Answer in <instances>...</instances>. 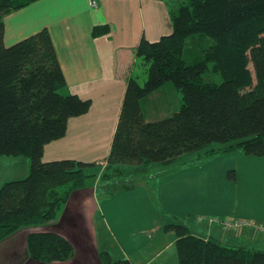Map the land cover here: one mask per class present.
I'll return each instance as SVG.
<instances>
[{
	"label": "trees",
	"instance_id": "trees-1",
	"mask_svg": "<svg viewBox=\"0 0 264 264\" xmlns=\"http://www.w3.org/2000/svg\"><path fill=\"white\" fill-rule=\"evenodd\" d=\"M31 1L0 0V155L28 159L25 175L0 184V241L20 228L55 220L59 207L85 187L88 177L97 176L100 165L41 158L44 145L63 136L68 118L85 113L90 100L67 89L46 28L4 44L3 16ZM169 5L172 31L155 41L142 36L135 48V63L146 76L141 81L134 73L127 79L98 177L121 188L134 186V179L145 176L154 163L183 164L224 151L264 155V0H178ZM108 31L107 24L92 28L94 36ZM189 40L207 43L199 58L188 62ZM211 71L220 74L219 82L208 78ZM167 82L179 93L178 109L145 119L140 100ZM227 177L235 179V171L228 170ZM174 219L163 229L176 235L179 264H264V248L227 244ZM26 243L33 262L74 254L70 241L54 231L31 232ZM98 257L103 264H131L127 258L112 259L107 251Z\"/></svg>",
	"mask_w": 264,
	"mask_h": 264
},
{
	"label": "crops",
	"instance_id": "crops-1",
	"mask_svg": "<svg viewBox=\"0 0 264 264\" xmlns=\"http://www.w3.org/2000/svg\"><path fill=\"white\" fill-rule=\"evenodd\" d=\"M90 1L34 0L3 16L5 45L46 28L67 89L90 100L85 113L68 118L63 136L44 145L42 160L72 158L100 165L97 176L59 207L55 220L20 228L2 239L0 264H103L99 251H107L112 259L127 258L131 264H179L176 235L163 229L175 217L196 234L264 248V226L257 227L264 225V155L224 151L200 161L160 165L154 172L149 167V174L138 177L129 189L98 178L110 150L127 79L134 73L141 81L145 76L136 69L135 48L142 36L155 41L170 33L172 24L168 0H95V5ZM102 24L109 25V31L94 36L92 28ZM171 85L162 86L171 95L174 90L177 93L173 112L180 96ZM156 90L140 100L147 120L158 118L152 112L162 109L154 101L145 102L157 99ZM149 105L155 107L145 108ZM168 112L165 109L159 117ZM22 161L20 172L25 175L28 160ZM228 170L235 171V179L227 177ZM3 172L0 184L22 176H15L17 170L9 177ZM224 218L247 225L240 231L226 229L220 222ZM249 221L255 224L248 225ZM38 231L61 234L72 244L73 256L49 263L29 260L27 235Z\"/></svg>",
	"mask_w": 264,
	"mask_h": 264
},
{
	"label": "rangeland",
	"instance_id": "rangeland-1",
	"mask_svg": "<svg viewBox=\"0 0 264 264\" xmlns=\"http://www.w3.org/2000/svg\"><path fill=\"white\" fill-rule=\"evenodd\" d=\"M176 2L177 1L172 0L170 4L172 5V4L176 3ZM208 40L210 41L211 39L208 38ZM191 41L192 40H189V44L186 46L185 51H184V53H185L184 54V57H185V59L188 62L197 59V57L199 58V56H200V52L199 51H200L202 45L204 43H207V42H204V40H200V41L198 40V41H195V43L192 42V44H190ZM247 68H249L250 75L252 76L251 78L254 80V74H253V71H252V64L250 62L247 64ZM136 69H140V73H141L142 68L138 64L136 65ZM145 76H146V74H145ZM208 78L209 79H214L216 82H219L221 80L220 74L214 73L212 71L209 72ZM141 79H143V78H141ZM163 86H164V84H163ZM163 86H161V88H158V90H156V92H155L156 95L154 96V98H157L158 100L157 99H153V97H152V99H146L145 102L147 104H149V103H151V102L154 101V104H158V105L161 106L162 109L160 111L162 113L165 112V109H167L169 111L168 113H170L172 111L171 110V107H173V105L175 104L174 100L178 96H177V93L175 92V90H174L173 87L172 88H173L174 91H173V94L171 95L169 93L170 91L167 90V87H163ZM151 96L152 95H150L149 98H151ZM147 107L148 108H153L155 106H151V107H150V105L149 106H145V108H147ZM176 107L178 108L179 106H176ZM147 111L150 112L152 110L151 109H148ZM161 112H158L156 114L154 112H152V115H156L157 117H159V115H161L159 113H161ZM217 144H219V143H217ZM229 146H231V144H229ZM22 160H28V159L25 156H6V155H0V170H1V172L4 171L5 173H9L8 174V177H9L13 170H17L18 172H13V173H16L15 176L22 175L21 174L22 172H20L24 168L23 167V163H22L23 161ZM203 161H204V159L202 160V162ZM150 167H151V170H153L151 172H154L157 169H159L160 165L154 163L152 166L150 165ZM85 170H88V169H85ZM148 170H149V168H148ZM4 172H3V174H4ZM148 174H149V172H148ZM123 175H126V174L123 173ZM91 178L94 179V177L91 176V177H88L87 178V181H89ZM134 180H135V182L138 181L136 179H134ZM252 222L254 223V221H252ZM245 225H247V224H244V226ZM248 225H250V224H248ZM260 225H261V227L264 226L263 224H260ZM254 229H256V228H254ZM263 230H264V227H263Z\"/></svg>",
	"mask_w": 264,
	"mask_h": 264
},
{
	"label": "built area",
	"instance_id": "built-area-1",
	"mask_svg": "<svg viewBox=\"0 0 264 264\" xmlns=\"http://www.w3.org/2000/svg\"><path fill=\"white\" fill-rule=\"evenodd\" d=\"M95 3H96L95 0L90 1V5H95ZM220 221L226 229H235L236 231H240L244 227V223H245L242 220H235V219L231 220L228 218L221 219ZM249 224L253 225L255 223L249 221ZM257 227L260 228L261 226L257 225Z\"/></svg>",
	"mask_w": 264,
	"mask_h": 264
}]
</instances>
